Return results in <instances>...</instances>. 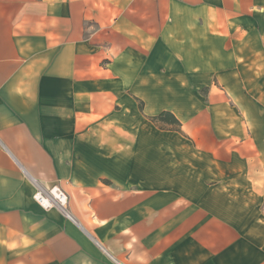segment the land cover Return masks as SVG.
Segmentation results:
<instances>
[{"label": "crops", "instance_id": "crops-1", "mask_svg": "<svg viewBox=\"0 0 264 264\" xmlns=\"http://www.w3.org/2000/svg\"><path fill=\"white\" fill-rule=\"evenodd\" d=\"M0 264H264V0H0Z\"/></svg>", "mask_w": 264, "mask_h": 264}, {"label": "built area", "instance_id": "built-area-1", "mask_svg": "<svg viewBox=\"0 0 264 264\" xmlns=\"http://www.w3.org/2000/svg\"><path fill=\"white\" fill-rule=\"evenodd\" d=\"M34 200L45 210L56 208L68 215L69 197L58 186H53L49 189L38 187L34 195Z\"/></svg>", "mask_w": 264, "mask_h": 264}, {"label": "trees", "instance_id": "trees-1", "mask_svg": "<svg viewBox=\"0 0 264 264\" xmlns=\"http://www.w3.org/2000/svg\"><path fill=\"white\" fill-rule=\"evenodd\" d=\"M153 121L156 123L161 122L163 124L179 126L178 120L169 112L162 113L160 116L154 118Z\"/></svg>", "mask_w": 264, "mask_h": 264}]
</instances>
